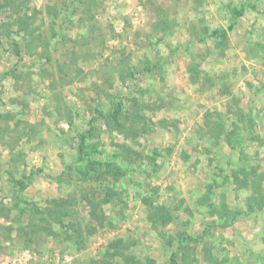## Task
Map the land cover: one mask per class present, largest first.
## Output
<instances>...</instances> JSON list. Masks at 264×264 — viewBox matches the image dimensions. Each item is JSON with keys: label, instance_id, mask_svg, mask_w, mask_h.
I'll return each mask as SVG.
<instances>
[{"label": "rangeland", "instance_id": "obj_1", "mask_svg": "<svg viewBox=\"0 0 264 264\" xmlns=\"http://www.w3.org/2000/svg\"><path fill=\"white\" fill-rule=\"evenodd\" d=\"M0 211V264H264V0H0Z\"/></svg>", "mask_w": 264, "mask_h": 264}, {"label": "trees", "instance_id": "obj_2", "mask_svg": "<svg viewBox=\"0 0 264 264\" xmlns=\"http://www.w3.org/2000/svg\"><path fill=\"white\" fill-rule=\"evenodd\" d=\"M233 13H234V15L235 16H239L240 15V13H241V10H237V9H234L233 10ZM229 30H231L232 29V27L231 26H229V28H228ZM207 30V29H206ZM211 35L213 36H215V38H217V39H224V38H226V32L224 31V30H222V31H220V30H218V29H215V30H212L211 31ZM210 37V36H209ZM217 45H219V44H217ZM116 109H115V111H114V113H113V115H111V119H113V120H116V117H117V114H118V112L120 111V109H121V103L120 102H118L117 104H116ZM88 149V146H87V141H86V137L85 136H83V135H81L80 137H79V141H78V155H77V159L79 160V162H83L84 163V166H86L87 168H90V169H92L93 171H101L102 172V174H109V176L111 175V174H118V175H121L120 173H121V168L120 167H118V166H114V164L112 163V162H108V163H106V162H99V161H96V160H93V159H91L90 157V152H92L91 150H87ZM24 176V175H23ZM22 178H23V180L24 179H27V177H21V179L19 180V181H17V183H18V187L22 190V188L24 187V184H23V180H22ZM22 205V200L21 199H19V201H17V203L15 204V207H18L19 208V212L21 213L22 212V210H24V209H21V206ZM56 211V210H55ZM1 212V211H0ZM56 212H58V211H56ZM56 214H58V213H56ZM227 224V223H226ZM28 227H26V229H30V231H33V228H34V225H27ZM36 226V225H35ZM39 227V225H37L35 228H38ZM3 228H6V227H3ZM7 228H9V227H7ZM0 229H1V226H0ZM9 229H11V228H9ZM21 231H22V229H18L17 228V232L20 234L21 233ZM10 233V232H9ZM31 233V232H30ZM118 243L120 244L121 243V241H118ZM116 245L119 247L120 245H118L117 243H116ZM178 245H181L180 243L178 244ZM177 245V246H178ZM179 248V247H178ZM180 249V248H179ZM174 256H175V254H173L172 255V258H171V262H173V261H175V258H174ZM125 261H127V264H150L148 261H144V262H142V263H140V262H137V259H136V257H133V256H130V258L129 259H126ZM217 260H211V264H217Z\"/></svg>", "mask_w": 264, "mask_h": 264}]
</instances>
